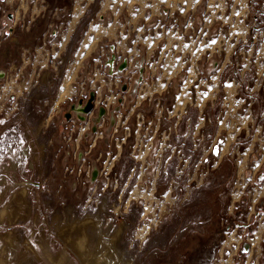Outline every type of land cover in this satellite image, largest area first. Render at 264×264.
<instances>
[{"label":"rangeland","instance_id":"374dc122","mask_svg":"<svg viewBox=\"0 0 264 264\" xmlns=\"http://www.w3.org/2000/svg\"><path fill=\"white\" fill-rule=\"evenodd\" d=\"M167 1L158 18L135 21L129 12L140 9L139 0H0V264H208L211 246L233 227L230 220L219 226L233 178L229 158L203 179L189 174L200 161L195 155L187 170L175 157L161 167L182 172L156 176L148 142L161 118L147 100L135 117L144 140L136 163L131 139L118 150L106 124L80 111L92 100L86 81L106 67L73 68L75 91L55 97L83 36H101L107 46L140 24L182 29L186 16L171 6L187 0ZM239 1L248 18L259 17L250 32L264 33V0ZM36 57L39 73L31 68Z\"/></svg>","mask_w":264,"mask_h":264},{"label":"crops","instance_id":"0c3cea01","mask_svg":"<svg viewBox=\"0 0 264 264\" xmlns=\"http://www.w3.org/2000/svg\"><path fill=\"white\" fill-rule=\"evenodd\" d=\"M139 1L140 9L129 12L132 20L161 14L164 0ZM227 1L187 0L184 6H171L186 16L180 20L182 29L140 24L126 33L118 31L107 46L98 43L101 36H83L78 61L67 67L69 75L58 85L55 97L63 101L65 93L75 91L73 68L84 73L91 66L106 67L105 74L97 72L92 82L86 81L92 86L88 90L92 107L86 115L91 123L106 124L110 141L112 137L119 141L118 150L131 139L135 163L141 160L140 148H135L144 142L135 117L145 100L149 112L161 118L149 133L148 143L159 165L154 175L182 172L165 168L175 157L185 159L187 170L195 155L200 161L189 174L203 179L229 158L226 169L233 178L219 226L230 220L233 227L218 245L211 246L208 264H264V33L260 27L250 32L259 17L248 18L247 4ZM191 29L193 36L185 37ZM37 57L31 68L39 73L44 66ZM109 76L112 85L106 84ZM196 147L198 151H193Z\"/></svg>","mask_w":264,"mask_h":264},{"label":"water","instance_id":"95a60500","mask_svg":"<svg viewBox=\"0 0 264 264\" xmlns=\"http://www.w3.org/2000/svg\"><path fill=\"white\" fill-rule=\"evenodd\" d=\"M91 107H92V105H91V100H90V101L86 102V104L82 108H79V109H80V111L88 112L91 109Z\"/></svg>","mask_w":264,"mask_h":264},{"label":"bare ground","instance_id":"6f19581e","mask_svg":"<svg viewBox=\"0 0 264 264\" xmlns=\"http://www.w3.org/2000/svg\"><path fill=\"white\" fill-rule=\"evenodd\" d=\"M25 192V190L23 189V193ZM14 209L11 207V208H9V210L7 211L8 212V216H13V214H14ZM4 215H5V211H2L1 213H0V221H1V218H3L4 217Z\"/></svg>","mask_w":264,"mask_h":264},{"label":"flooded vegetation","instance_id":"af4514ba","mask_svg":"<svg viewBox=\"0 0 264 264\" xmlns=\"http://www.w3.org/2000/svg\"><path fill=\"white\" fill-rule=\"evenodd\" d=\"M25 190V189H24ZM2 212V210L0 211V213ZM2 219V218H1Z\"/></svg>","mask_w":264,"mask_h":264}]
</instances>
